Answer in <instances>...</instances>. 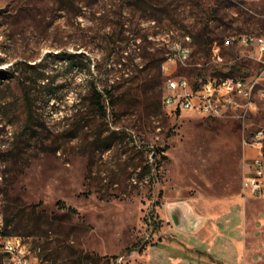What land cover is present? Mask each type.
<instances>
[{
	"label": "rangeland",
	"instance_id": "obj_1",
	"mask_svg": "<svg viewBox=\"0 0 264 264\" xmlns=\"http://www.w3.org/2000/svg\"><path fill=\"white\" fill-rule=\"evenodd\" d=\"M242 34L264 36V0H0V67L40 72H16L28 98L0 82V207L12 235L43 246L40 264H169V204L217 211L240 193L264 98L244 114H169L158 63L188 36L173 75L253 78L263 64ZM245 204L247 258L264 264V199Z\"/></svg>",
	"mask_w": 264,
	"mask_h": 264
},
{
	"label": "built area",
	"instance_id": "obj_2",
	"mask_svg": "<svg viewBox=\"0 0 264 264\" xmlns=\"http://www.w3.org/2000/svg\"><path fill=\"white\" fill-rule=\"evenodd\" d=\"M188 40V36L184 40H171L162 62V71L167 78L161 101L167 112H192L215 117L252 110L256 106L255 97L264 95V86H260L264 78V36L242 34L238 37L241 45L255 49V58L263 64L262 70L250 79L227 76V80H219V76L208 75L190 81L186 76L173 75L172 70L168 71L169 65L186 64L191 56ZM263 138L264 129H260L251 140H243L244 145L258 148V154L246 163V173L242 177L240 197L243 201L251 197L264 199ZM4 227L0 207V264H40L39 248L31 246L19 235L5 233Z\"/></svg>",
	"mask_w": 264,
	"mask_h": 264
},
{
	"label": "crops",
	"instance_id": "obj_3",
	"mask_svg": "<svg viewBox=\"0 0 264 264\" xmlns=\"http://www.w3.org/2000/svg\"><path fill=\"white\" fill-rule=\"evenodd\" d=\"M249 199L243 201L239 193L223 200L217 211L192 209L194 218L189 230L176 227L166 219L167 230L157 238L159 243L165 239L173 246L172 251L166 253L168 263L250 264L247 258L248 220L245 206ZM146 251L147 248L144 255ZM144 261L147 262L145 257Z\"/></svg>",
	"mask_w": 264,
	"mask_h": 264
},
{
	"label": "trees",
	"instance_id": "obj_4",
	"mask_svg": "<svg viewBox=\"0 0 264 264\" xmlns=\"http://www.w3.org/2000/svg\"><path fill=\"white\" fill-rule=\"evenodd\" d=\"M206 33H208V31H201L199 36L202 40L201 43H208L209 40H203L205 37H206ZM164 58L165 56L163 57L161 63H158V65H162V62L164 61ZM20 65H22V69L20 68H16V67H12L10 65L6 66V67H0V82L4 81V80H14V79H18V86L23 90L24 92V95L28 98V91H27V87H28V84H26V78L22 77V80H19L20 76L16 75V72L17 73H20V72H23V71H26V72H29L31 75H37L39 74V70L37 69V67L35 65H32L30 63H19ZM106 92L110 93V91L106 90ZM93 97H95V100H96V103H99L101 97H102V93H100L99 91H97L96 89L93 90ZM112 98V96H111ZM110 98V99H111ZM111 102L113 103L114 100L111 99ZM27 105H28V110H30L32 108V103L30 100L27 99L26 101ZM98 108L101 109V110H104L103 107L101 105H98ZM17 160H15L16 162ZM6 180V178H5ZM4 221H5V227H4V232L7 233V234H14V232H12V230H10V221H11V218L7 215L4 216ZM15 235H19V234H15ZM20 236V235H19ZM34 247H38L39 248V255L41 257V261L42 260H45L47 261L48 258L46 257L45 255V250L43 248V246L41 244H35ZM50 264V263H49Z\"/></svg>",
	"mask_w": 264,
	"mask_h": 264
},
{
	"label": "water",
	"instance_id": "obj_5",
	"mask_svg": "<svg viewBox=\"0 0 264 264\" xmlns=\"http://www.w3.org/2000/svg\"><path fill=\"white\" fill-rule=\"evenodd\" d=\"M168 212L176 227L186 230L191 228L194 216L189 205L184 202L170 203L168 206Z\"/></svg>",
	"mask_w": 264,
	"mask_h": 264
},
{
	"label": "bare ground",
	"instance_id": "obj_6",
	"mask_svg": "<svg viewBox=\"0 0 264 264\" xmlns=\"http://www.w3.org/2000/svg\"><path fill=\"white\" fill-rule=\"evenodd\" d=\"M219 80H227V77H219ZM264 98V95H261Z\"/></svg>",
	"mask_w": 264,
	"mask_h": 264
}]
</instances>
